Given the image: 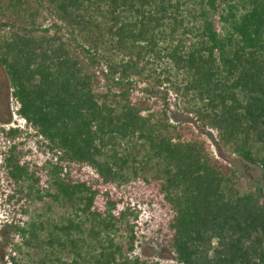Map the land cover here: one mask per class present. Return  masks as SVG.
Here are the masks:
<instances>
[{
  "label": "trees",
  "instance_id": "16d2710c",
  "mask_svg": "<svg viewBox=\"0 0 264 264\" xmlns=\"http://www.w3.org/2000/svg\"><path fill=\"white\" fill-rule=\"evenodd\" d=\"M0 65L17 115L49 153L32 167L15 140L22 130L0 127L10 141L0 169L16 186L8 200H24L25 212L47 196L71 210L64 222L11 226L21 237L16 252L47 248L28 264L130 263L114 234L138 215L116 212L120 199L100 185L138 176L159 180L175 264H264V0H0ZM144 80L173 91L263 184L242 191L199 134L135 98L131 86ZM73 164L96 177H75ZM39 169L52 191H40ZM6 264L27 263L14 251Z\"/></svg>",
  "mask_w": 264,
  "mask_h": 264
},
{
  "label": "rangeland",
  "instance_id": "374dc122",
  "mask_svg": "<svg viewBox=\"0 0 264 264\" xmlns=\"http://www.w3.org/2000/svg\"><path fill=\"white\" fill-rule=\"evenodd\" d=\"M50 21H47L49 24ZM215 23L219 27L220 22L215 16ZM103 66L98 67L100 71ZM104 79L101 78V87L99 90H105L106 85ZM132 94L135 98L147 99L152 103L150 111L159 112L161 108L167 110V117L173 124H181L186 132H194L205 140L208 150L218 165L227 170H235L238 176L242 191L253 190L256 184H263L260 170L257 167L247 168L243 165L240 158L232 153L228 148L222 146L217 136V132L213 129L202 128L188 114L182 111L181 102L174 95L173 91L167 87H154L152 81H138L131 86ZM112 91H118V88L112 86ZM11 88L9 80L4 68L0 65V127L14 128L11 123L20 128L21 135L15 140L22 141L21 146L25 152L24 158L28 160L33 167L41 166L49 158V153L44 152L45 147L37 144L36 140L40 137L36 135V129L32 126H26L22 119L16 114L15 101L10 96ZM168 94L164 98V94ZM134 98V99H135ZM11 99V100H10ZM8 107L12 109V115L9 116ZM147 113V111H143ZM16 115V116H15ZM16 118V120H14ZM10 141L0 135V151L5 150ZM2 155L0 154V162ZM77 164L71 165L72 174L78 178L92 179L96 177L95 171L89 167H81L77 171ZM46 169H39L40 175L39 188L41 192L47 190L52 191L49 179L45 175ZM159 180L148 177L145 181L142 176H138L126 183L111 185H100L101 190L109 189V195L113 200H119L116 212L128 207L137 213L136 223L132 222L130 216L126 218L127 223H118L119 230L114 234V241L122 246L123 258L131 264L134 260H138L137 264H175V254L169 245L170 232L168 222L171 217V210L164 201L163 196L158 190ZM16 186L7 179L3 170L0 169V264H6L8 253L14 252L16 258L25 261V263H34L41 256L42 252L47 248L28 249L22 247L21 252H16L15 244L20 243L21 237L14 232L12 225L24 224L26 221L39 218L44 223L48 222H64L68 216H71V210L68 205L61 206L49 197L42 200H30L29 204L24 205L25 212L22 211V202L16 201L14 197L8 200V194L15 193ZM37 187H34L36 190ZM106 201V195L100 194L97 197L96 205L103 208ZM134 224L133 240L130 239L131 231L127 224ZM90 224H86L88 227ZM43 235V234H42ZM131 246V249L129 247ZM64 258L71 260V256L65 253Z\"/></svg>",
  "mask_w": 264,
  "mask_h": 264
},
{
  "label": "flooded vegetation",
  "instance_id": "af4514ba",
  "mask_svg": "<svg viewBox=\"0 0 264 264\" xmlns=\"http://www.w3.org/2000/svg\"><path fill=\"white\" fill-rule=\"evenodd\" d=\"M9 94H10V96H11V93H9ZM10 100H11V99H10ZM8 110H9V112H8L9 116L12 115V109H11L10 107H8Z\"/></svg>",
  "mask_w": 264,
  "mask_h": 264
},
{
  "label": "built area",
  "instance_id": "2783aa9c",
  "mask_svg": "<svg viewBox=\"0 0 264 264\" xmlns=\"http://www.w3.org/2000/svg\"><path fill=\"white\" fill-rule=\"evenodd\" d=\"M17 114V113H16ZM16 116V115H15ZM22 119V121H23V123H25V120L23 119V118H21ZM11 125L13 126V127H17V125H15L14 123H11Z\"/></svg>",
  "mask_w": 264,
  "mask_h": 264
},
{
  "label": "clouds",
  "instance_id": "9594fccd",
  "mask_svg": "<svg viewBox=\"0 0 264 264\" xmlns=\"http://www.w3.org/2000/svg\"><path fill=\"white\" fill-rule=\"evenodd\" d=\"M20 117V116H19ZM21 118V117H20ZM14 120H16V118H14Z\"/></svg>",
  "mask_w": 264,
  "mask_h": 264
}]
</instances>
